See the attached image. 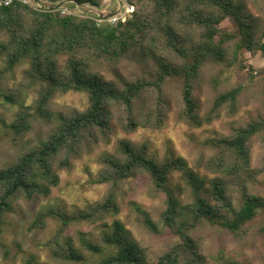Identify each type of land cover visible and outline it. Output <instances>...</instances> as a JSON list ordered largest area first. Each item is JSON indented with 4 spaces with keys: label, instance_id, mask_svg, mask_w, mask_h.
Returning a JSON list of instances; mask_svg holds the SVG:
<instances>
[{
    "label": "trees",
    "instance_id": "trees-1",
    "mask_svg": "<svg viewBox=\"0 0 264 264\" xmlns=\"http://www.w3.org/2000/svg\"><path fill=\"white\" fill-rule=\"evenodd\" d=\"M55 7L71 1L83 8L87 5L100 8L104 0H37ZM135 9L131 17L116 24L98 25L88 12L87 16L66 14L60 10H37L32 4L14 0L0 4V29L9 39L0 42V54L5 65L0 67V96L14 101L10 94L2 93L9 74L24 60H29L28 78L41 83L35 112L25 104L20 106L10 127L13 138L25 136L33 127L35 116L56 123V128L45 140L23 155L13 164L0 168V246H2L5 215L14 211V201L20 197L32 200L36 195L48 196L61 182L59 167L70 166V155L79 154L88 135L113 130L114 110L121 109L125 120L120 123L126 131L139 127L164 124L163 85L167 78L179 79L182 83L183 110L181 118L189 124L200 126L220 116L224 105L235 111L241 86L217 94L212 108L204 121L199 117L194 94V83L199 78L206 62L224 63L229 54H239L247 49L264 54V31L261 33L260 18L253 14L245 0H129ZM116 11V9H115ZM114 11V12H115ZM232 19L237 28L225 31L222 23ZM234 41L230 47L229 42ZM134 54H141L154 61L152 78L145 75L132 80L119 72L117 80H108L98 69L103 64L115 69L119 63ZM60 56H67L66 64L60 66ZM152 90L155 100L140 113L135 110L136 101L146 91ZM85 92L89 97L86 110L54 112L50 101L58 92ZM264 130V119L250 121L238 128L232 136L214 138L210 143L217 155L209 163L217 173L208 189L214 203L204 194L205 180L183 156L158 161L148 153L144 143L135 144L131 139L118 142L115 154H105L102 161L104 172L97 181L110 183V190L102 202L84 210L69 214L48 207L39 211L32 227L46 226L44 218L54 217L64 225L71 222L104 219L118 215L120 205L117 191L121 181L145 173L151 176L158 190L166 195V207L161 215L163 225L170 227L179 236L180 242L166 253L150 259L147 251L131 237L125 224L114 220L112 230L103 232V241L116 245L117 250L104 257L99 264H236L231 256L204 253L201 243L192 232L202 220L214 226L240 234L244 226L264 210V195L251 193L241 182V206L236 208L229 193L227 179L250 172L252 136ZM63 155V158L60 156ZM182 174L190 188L192 200L184 204L170 186L173 172ZM142 225L153 233L161 231L150 212L135 201L131 202ZM54 253L64 260L81 261L83 252L69 236L57 238ZM85 245L99 252L97 244ZM27 264H36L33 258Z\"/></svg>",
    "mask_w": 264,
    "mask_h": 264
},
{
    "label": "rangeland",
    "instance_id": "rangeland-1",
    "mask_svg": "<svg viewBox=\"0 0 264 264\" xmlns=\"http://www.w3.org/2000/svg\"><path fill=\"white\" fill-rule=\"evenodd\" d=\"M249 10L260 18L261 33L264 31V0H245ZM104 9L114 12L116 0H104ZM225 31L234 32L237 25L234 20L227 19L222 23ZM9 35L0 29V42H6ZM264 41V36H263ZM231 47L234 41L229 42ZM67 56H60L61 68L66 64ZM5 65V59L0 54V67ZM154 61L141 54H134L122 60L115 69L112 65L103 64L97 69L108 79L117 80L119 72L127 79L145 75L152 78ZM30 68L29 60L22 61L9 74L2 87V93L10 94L14 101L0 96V168L15 163L21 155L45 140L56 128V123L40 116H35L33 127L25 136L14 139L10 127L20 106L25 104L30 111L35 112L41 83L32 82L27 75ZM241 86L235 111H230L227 105L220 110V116L211 122H203L197 126L189 124L181 118L183 110L182 83L179 79L169 77L163 85L164 97L167 100L164 110L166 117L163 126L139 127L129 132L120 123L125 120V113L114 110L113 130L107 133L95 132L88 135L80 148L79 154L70 155V166L59 167L61 182L54 187L48 196L36 195L32 200L20 197L14 201V211L5 215L3 225L2 246H0V264H27L33 258L36 264H99L101 260L115 253L116 245L103 241V232L112 230L114 220L122 221L132 238L147 251L150 259L166 253L180 242L173 229L163 225L161 215L166 207V195L158 190L150 175L138 173L134 177L121 181L117 200L120 205L118 215H107L104 219L95 218L64 225L54 217L44 218L46 226L32 227L41 210L54 207L69 214L87 209L103 201L110 183L97 181L105 165L102 161L105 154H115L118 142L131 139L135 144H146L148 153L158 161L185 157L191 166L205 180L204 194L211 199L208 189L211 180L217 173L210 168L209 163L217 155V149L210 143L214 138L232 136L240 127H245L250 121L264 119V54L261 51L252 53L247 49L236 56L232 53L226 62L209 61L202 67L199 78L194 83V94L198 104L199 117L204 118L210 112L217 94L231 88ZM155 100L152 90L146 91L136 101L135 110L140 113L143 108H149ZM89 106V97L85 92H58L50 101L49 109L54 112H71L75 109L84 111ZM250 172L240 176L229 177V193L236 208L241 206V182H245L251 193L264 195V130L251 137ZM63 158V155L60 156ZM170 186L177 197L184 203L192 200L190 188L179 171L172 173ZM142 205L153 219L160 224L161 231L153 233L145 228L131 202ZM202 246L204 253L217 255L224 253L231 256L236 264H264V210L244 226L240 234L214 226L207 220H202L192 232ZM69 236L85 259L81 261L64 260L54 253L57 238ZM85 242L97 244L99 252L89 249ZM208 264H217L213 260Z\"/></svg>",
    "mask_w": 264,
    "mask_h": 264
},
{
    "label": "built area",
    "instance_id": "built-area-1",
    "mask_svg": "<svg viewBox=\"0 0 264 264\" xmlns=\"http://www.w3.org/2000/svg\"><path fill=\"white\" fill-rule=\"evenodd\" d=\"M14 0H0V4H10ZM24 3L32 4L37 10H60L66 14H76L79 16H87L88 12H93L95 15H90L94 18L98 25H103L106 23L116 24L120 20H126L128 17L132 16V13L135 9L134 5L130 3L129 0H116V11L115 12H107L104 9V5L102 7H92L87 5L86 8H83L79 3L75 1H71L74 4V7H71L67 3L58 4L55 7L47 6L45 3L37 1V0H20ZM89 16V15H88Z\"/></svg>",
    "mask_w": 264,
    "mask_h": 264
}]
</instances>
